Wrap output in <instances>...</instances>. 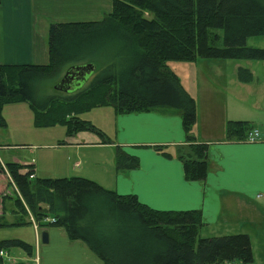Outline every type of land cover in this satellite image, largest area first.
Instances as JSON below:
<instances>
[{
	"label": "trees",
	"instance_id": "obj_1",
	"mask_svg": "<svg viewBox=\"0 0 264 264\" xmlns=\"http://www.w3.org/2000/svg\"><path fill=\"white\" fill-rule=\"evenodd\" d=\"M259 35L264 36V0H112L111 10L99 20L50 23L48 63L0 64V126H6L2 106L24 101L36 128L60 125L68 136L88 131L99 135L102 143H113L81 115L102 106L112 107L117 114L176 111L186 140L175 147V157L183 163L187 180L204 181L209 144L192 131L196 101L166 62L264 60V48L246 44L248 37ZM87 63L96 72L88 85L77 86L80 89L72 94L41 92L49 80L60 83L70 67ZM237 78L250 82L253 75L248 68L238 67ZM253 128L249 120H228L224 138L246 142ZM153 149L167 158L173 156L166 145ZM114 156L118 170L139 166V158L121 146L115 147ZM32 166L0 162V172H7L15 187L13 197L0 194V209L11 199L16 217L8 223L1 211L0 227L32 225L31 216L38 228H63L69 240L84 242L103 264L253 261L246 233L200 237V209L152 208L135 194L117 193L86 177H35ZM12 247L30 256L33 252V246L22 239L0 240V250Z\"/></svg>",
	"mask_w": 264,
	"mask_h": 264
},
{
	"label": "crops",
	"instance_id": "obj_2",
	"mask_svg": "<svg viewBox=\"0 0 264 264\" xmlns=\"http://www.w3.org/2000/svg\"><path fill=\"white\" fill-rule=\"evenodd\" d=\"M102 8L105 13L111 10L109 0H1L0 64L48 63L49 24L91 20L87 17L90 13H95L92 18L99 20L103 17ZM210 112L211 109L204 120L197 112V121L192 128L200 141L209 144V167L204 181L187 180L183 163L175 157V147L186 140L181 116L176 111L117 114L114 110H107L101 122H109L111 127L106 129L100 125V128L107 136L112 135L113 143H102L88 131H81L68 136L64 144L110 149L111 163H106L105 155H100L92 161L91 167L77 174L117 193L135 194L152 208L200 209L201 227H211L212 236L246 233L253 253V261L249 264L256 261L264 264V259H260L264 255L263 125H256L262 132L256 142L229 141L224 138L226 122L215 125ZM88 119L95 122L90 117ZM154 145L168 146L172 158L158 153L153 149ZM116 146L136 155L139 166L130 170L116 169L112 152L113 149L115 154ZM0 162L4 164L2 160ZM7 174L0 172V194L10 183ZM20 226L33 229L37 264H62L63 256L69 259L63 264H103L84 242L69 240L61 227H37L35 231L33 224ZM43 231L48 234L46 243L41 241ZM6 252L10 254V250ZM229 263L244 264L240 261Z\"/></svg>",
	"mask_w": 264,
	"mask_h": 264
},
{
	"label": "rangeland",
	"instance_id": "obj_3",
	"mask_svg": "<svg viewBox=\"0 0 264 264\" xmlns=\"http://www.w3.org/2000/svg\"><path fill=\"white\" fill-rule=\"evenodd\" d=\"M109 2L112 5V1L109 0ZM103 11L104 8L101 10L102 16L105 13ZM94 14H88V19L94 20L92 18ZM146 16L152 17V14L146 13ZM246 44L250 47L264 48V36H250L246 39ZM166 63L178 75L185 89L195 98L196 110L201 120L206 119L208 110L211 109L210 113L215 125L218 126L220 122L225 123L228 120H250L259 131V136L261 135V129L257 126L261 124L264 128V60L197 58L195 60H168ZM238 67L248 68L252 72L253 78L250 82L238 80ZM95 73L93 70L86 75L85 80L78 86L82 88L88 85ZM77 83L78 81H75L63 87L60 86L58 79H51L42 85L41 92L47 93L48 90L51 93L65 94V91H68L69 94H72L80 89L76 86ZM107 110L113 112L112 107L102 106L96 107L81 116L85 119L90 117L96 122L92 121L96 126L100 128V125H103L102 127L108 129L111 124L101 122ZM2 115L6 120V126H0V160L5 164L14 161L22 164H34L32 169L35 177H69L80 176L77 173L91 167L92 161L100 155H105L106 163H111L110 149L77 148L65 145L64 141L68 135L64 126L34 127L32 110L27 102L4 104ZM89 134L101 140L96 133L89 132ZM109 137L112 138V135L109 134ZM112 152L114 161L113 149ZM8 179L10 180L8 181L10 182L9 187L6 185L5 191L1 195L13 197L15 196V187L10 177ZM2 182L4 183L3 180ZM3 205L4 210L0 209V212L4 213V220L8 223L14 222L16 217L11 212L12 200L7 199ZM211 229V227H200L199 236H212ZM8 238H19L33 246L31 256L19 247L10 248L8 256L12 260L17 263L37 264L35 260L37 250L35 251L34 232L31 227L1 226L0 240ZM260 259H264V255H261ZM2 261L3 264H10L8 258ZM60 261L68 263L69 259L63 256ZM258 262L256 261L255 264H259Z\"/></svg>",
	"mask_w": 264,
	"mask_h": 264
},
{
	"label": "water",
	"instance_id": "obj_4",
	"mask_svg": "<svg viewBox=\"0 0 264 264\" xmlns=\"http://www.w3.org/2000/svg\"><path fill=\"white\" fill-rule=\"evenodd\" d=\"M94 70V65L92 63L82 64V65H76L70 67L64 74V77L60 81V84H63L65 80L71 76L74 77V75H80V77L77 79L78 83L76 86H78L82 81H84L86 78V75L90 74ZM41 241L43 243H46L48 241V234L46 231H43L41 233Z\"/></svg>",
	"mask_w": 264,
	"mask_h": 264
},
{
	"label": "built area",
	"instance_id": "obj_5",
	"mask_svg": "<svg viewBox=\"0 0 264 264\" xmlns=\"http://www.w3.org/2000/svg\"><path fill=\"white\" fill-rule=\"evenodd\" d=\"M260 139V136H259V131L256 129V128H253L249 133H248V135H247V137H246V142H256V141H258ZM30 177H32V176H30ZM258 196H260V194L258 195ZM30 219H31V221H32V224H33V226H34V228H35V231H37V224L35 223V221L33 220V218L30 216ZM46 220H48V221H51V220H53L52 218H47ZM0 257L3 259V260H5L6 258H8V262L10 263V264H13L15 261L14 260H12L9 256H8V254H7V252L5 251V250H0Z\"/></svg>",
	"mask_w": 264,
	"mask_h": 264
},
{
	"label": "flooded vegetation",
	"instance_id": "obj_6",
	"mask_svg": "<svg viewBox=\"0 0 264 264\" xmlns=\"http://www.w3.org/2000/svg\"><path fill=\"white\" fill-rule=\"evenodd\" d=\"M80 77V75H74V77L69 76L66 80L65 83L69 84V83H74L75 81H77V79Z\"/></svg>",
	"mask_w": 264,
	"mask_h": 264
}]
</instances>
